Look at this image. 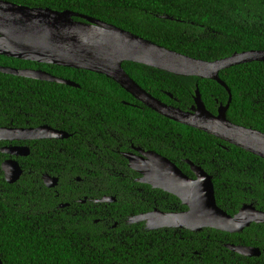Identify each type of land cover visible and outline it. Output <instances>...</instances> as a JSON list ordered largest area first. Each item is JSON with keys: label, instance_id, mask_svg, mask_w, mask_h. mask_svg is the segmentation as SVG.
<instances>
[{"label": "trees", "instance_id": "1", "mask_svg": "<svg viewBox=\"0 0 264 264\" xmlns=\"http://www.w3.org/2000/svg\"><path fill=\"white\" fill-rule=\"evenodd\" d=\"M3 1L71 11L198 60L212 62L235 53L264 51V0ZM0 67L43 70L79 85L0 72V96L10 99L0 102L12 116L23 120L28 113V128L47 124L72 134L65 141L30 142L28 168L14 185L5 181L0 161L3 264H264V224H253L241 234L182 231L168 241L162 238L172 235L164 231L127 225L130 216L187 208L175 196L135 182L139 175L119 151L131 145L154 151L191 178L195 176L187 161L202 167L213 177L218 206L231 216L245 204L264 212V159L157 114L104 75L6 56H0ZM123 67L149 94L184 111L195 105L197 86L214 115L229 100L228 91L212 80L178 77L130 62ZM220 77L233 96L228 119L264 133V63L233 67ZM5 119L3 115L2 122ZM62 162L65 166L59 167ZM44 174L58 177V187L48 189ZM85 197L117 201L82 206L96 209L94 219L99 222L95 223L69 212L80 207L78 202ZM66 204L70 207L59 208ZM101 214H110L109 226L114 222L120 226L109 231ZM228 244L259 248L262 255L242 257L228 250Z\"/></svg>", "mask_w": 264, "mask_h": 264}, {"label": "water", "instance_id": "2", "mask_svg": "<svg viewBox=\"0 0 264 264\" xmlns=\"http://www.w3.org/2000/svg\"><path fill=\"white\" fill-rule=\"evenodd\" d=\"M76 18L82 21H77ZM165 19L174 20L171 17ZM0 56L104 75L157 114L264 159V133L236 125L228 119L233 96L220 77L222 71L233 67L264 63V51L235 53L212 62L198 60L168 50L114 25L71 11L30 8L0 0ZM126 62L141 64L178 77L215 81L228 91V103L220 106L217 115L212 114L206 108L197 86L195 105L188 111L165 104L128 75L123 67ZM0 72L79 88L75 82L55 77L43 70L0 67ZM69 137L65 131L47 125L22 131L0 129V140L31 142L63 140ZM4 152L12 156L29 157L31 148H9ZM139 152L142 156L125 155L129 168L141 176L138 182L175 196L187 210L165 213L156 209L132 218L131 223H145L149 231L181 229L199 233L213 229L228 234H241L253 224H264V212L254 204H245L235 216L222 210L216 201L213 177L202 167L187 161L195 176L191 178L168 158L154 151L144 152L139 149ZM2 170L8 184L17 183L23 174L22 168L14 161L5 162ZM43 181L48 188L55 189L60 179L44 174ZM116 201L115 197H104L96 200V203L112 204ZM226 248L246 258H260L262 255V251L255 247L228 244ZM0 264H3L1 259Z\"/></svg>", "mask_w": 264, "mask_h": 264}, {"label": "flooded vegetation", "instance_id": "3", "mask_svg": "<svg viewBox=\"0 0 264 264\" xmlns=\"http://www.w3.org/2000/svg\"><path fill=\"white\" fill-rule=\"evenodd\" d=\"M5 97H2L0 96V101L1 102H10V99H8L7 97L5 99H3ZM0 102V129L1 130H7V131H22V130H28V113H26L24 119L22 120L20 117H17L15 118L14 116H12L8 111V106L1 103ZM3 115L6 116V119L5 121L2 122V117ZM10 115V116H9ZM9 117V118H8ZM47 124H45L46 126ZM47 126H50V125H47ZM52 127V126H50ZM53 129H56V130H59V131H65L63 129H60V128H56V127H52ZM66 132V131H65ZM68 133V132H66ZM68 135L71 137L72 134L71 133H68ZM69 137V138H70ZM68 138V139H69ZM67 139H63V140H48L50 142H53V141H65ZM31 142H34V141H31ZM30 142H28V140H0V161H1V165L3 167V164L7 161H14L16 162L23 170V174H22V177L25 175V170L28 168V156H12L10 154H7L4 152V150H8L9 148H22V147H31L29 145ZM90 146V145H89ZM96 148L99 149V147L97 146ZM106 148H111L110 146H106ZM32 149V148H31ZM139 149L143 150L144 152H150L148 150H145L144 148L142 147H139V146H135V145H131L130 148L126 149L125 151L123 152H120L119 151V154L122 156V158L127 162V166L129 167V161L126 159L125 155L126 154H134V155H137V156H142V154L139 152ZM90 150H93L92 147L90 148ZM32 152V150H31ZM110 161V159H108ZM107 161V160H106ZM113 164V163H111ZM56 166V165H55ZM65 166V163L62 162L59 167H63ZM138 174V173H137ZM139 175V174H138ZM5 176V175H4ZM44 176V175H43ZM21 177V178H22ZM141 176L139 175V177H137L135 179V182L139 183L138 182V179L140 178ZM20 178V179H21ZM78 181H81L80 178H77ZM6 181V179H5ZM20 181V180H19ZM7 182V181H6ZM44 182V181H43ZM60 182V181H59ZM16 184V183H15ZM141 184V183H139ZM10 185H14V184H10ZM46 186V185H45ZM47 187V186H46ZM48 188V187H47ZM50 189V188H48ZM89 202H93L94 204H97L96 203V200H91L89 199L88 197H85L84 200H80L78 203H79V206L78 208H73L72 210H70L69 212H71V215H75V216H79V214H81L83 216V219L85 221H93L95 223H98L99 220H95L94 217L97 215V211L94 207H82V206H86ZM70 207V204H66V207H59L60 209H65V208H69ZM161 211V210H160ZM153 212V211H152ZM162 212H165V211H162ZM150 213V212H149ZM165 213H172V212H165ZM176 213H180V212H176ZM147 214V213H145ZM140 215H143V214H140ZM102 217H104L107 221V218L110 217V214H101ZM136 216L138 215H134V216H130L128 217L125 222L127 225H130V226H135V225H142V229H146V224L145 223H131V219L132 218H135ZM112 221V220H111ZM111 221H107V225H108V230L109 231H112V230H116L119 226H120V223L119 222H114V225H110L109 226V223ZM147 230V229H146ZM149 231V230H148ZM161 231H164L166 234L168 235H172L170 236V238H162L163 240H171L172 238H175L177 233H179L181 235V232L182 231H187V230H181V229H159V230H156V232H161ZM154 232V231H152ZM187 239V238H186Z\"/></svg>", "mask_w": 264, "mask_h": 264}]
</instances>
